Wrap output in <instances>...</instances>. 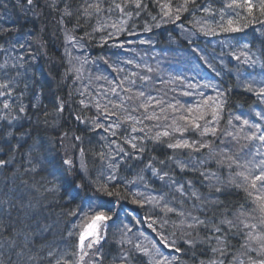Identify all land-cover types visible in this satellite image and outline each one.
Returning a JSON list of instances; mask_svg holds the SVG:
<instances>
[{
    "label": "snow or ice",
    "instance_id": "6c2138e0",
    "mask_svg": "<svg viewBox=\"0 0 264 264\" xmlns=\"http://www.w3.org/2000/svg\"><path fill=\"white\" fill-rule=\"evenodd\" d=\"M151 3L156 15L149 11V0H79L76 5L71 0H0V264H180L179 257L162 250L168 248L189 255L192 264H264V79L257 80L254 71L259 67L264 76V0H222L219 9L207 0ZM10 11L19 17L13 19ZM46 12L57 14L66 44L80 53L72 56L65 48L68 66L61 82L70 79L71 89L67 97L54 95L51 109L32 87L38 61L48 55L44 29L25 31L26 23ZM142 14L148 19L137 32L129 21ZM184 14L191 18L190 27H178L189 44L196 35L224 34L229 41L228 51L211 60L205 49L193 48L196 63L189 71L206 66L219 77L225 56L236 61L237 86L258 101L252 111L233 113L232 89L219 83L193 85L179 74L165 80L158 75L159 61L153 68L142 67L135 55L121 58L132 51L125 45L134 41H120V35L139 37L176 24ZM85 26L91 30L77 36ZM97 33H102L99 47L114 41L111 46L120 51L98 60L85 55ZM257 41L260 47L253 51ZM139 43L152 48L155 42ZM100 63L111 75L100 72ZM90 64L100 74L93 77L86 69ZM157 81L175 82L180 95L201 100L182 102L176 88L169 97ZM200 87L215 96L192 91ZM73 96L79 97L76 109ZM66 108L83 135L63 130ZM93 134L99 144L95 151L84 146L92 144ZM157 149L172 154L161 159L152 154ZM89 154L98 168H89ZM233 193H243L244 203L234 204ZM125 204L160 211L159 220L135 221L147 223L159 242L144 243L143 234L133 232L135 225L124 223ZM169 214L177 220L166 235ZM110 228L116 229L112 236Z\"/></svg>",
    "mask_w": 264,
    "mask_h": 264
},
{
    "label": "trees",
    "instance_id": "16d2710c",
    "mask_svg": "<svg viewBox=\"0 0 264 264\" xmlns=\"http://www.w3.org/2000/svg\"><path fill=\"white\" fill-rule=\"evenodd\" d=\"M78 2L77 0H73L72 2L74 4H76V2ZM149 2H151V0H149ZM149 11H158V9L153 6V5H149ZM131 22H135V23H142L138 25L139 30L137 32L141 31V28L143 26V22L141 20H135V21H131ZM73 22H68L67 24H70ZM83 23V21L81 22ZM257 28H259V25H256ZM181 32V31H180ZM248 32L251 33L252 29H248ZM143 34V33H141ZM157 34L155 33V36ZM254 35L259 36V32L255 33ZM82 36V35H80ZM184 36V35H183ZM185 37V36H184ZM121 38V37H119ZM163 38V41L168 42V44L166 43V49L165 48H161L158 50H155L150 56L149 59H145V61H142V67L143 64H149L151 65L153 68H155L157 66V61H159V67H160V71H163L165 74L159 72L158 74H162L161 77H163L165 80H170L171 76H175L177 74L182 75L187 77V82L192 83L193 85H203L204 83L207 82V78L215 76L214 72H212L211 69L205 67H200L199 70H193V71H189L190 68H193L194 64L196 63V59H193V57H190V55H188L189 51L188 49H185L182 45V43L180 41L176 42V43H181L182 48L178 47L177 45L175 46L172 42L168 41L164 36H161L159 39ZM252 37L250 36L249 39H251ZM190 39H192V37H190ZM196 40H198L197 38H195ZM97 40V38H96ZM177 39H175L176 41ZM94 41V40H91ZM174 41V40H173ZM201 41V40H198ZM231 43L235 44V41H230ZM229 43L228 40L223 42V49L227 52L228 49L225 47V45ZM208 46V45H207ZM260 47L259 42L257 41L253 47V51H255L256 49H258ZM176 48L177 53H180L183 55V58L177 57L176 55V60H175V56H174V51L173 49ZM207 51V53L209 54V56L212 58L213 56V51L212 49H210L209 47H206L205 49ZM111 54V53H109ZM135 54V53H134ZM128 56L130 58V54L128 53ZM127 56V57H128ZM109 57V56H107ZM137 58H140L141 56H136ZM153 57H155V59H153ZM113 58V57H112ZM189 61H192V63H189ZM40 65L38 64V69L34 70L36 73V78H35V82H33L32 87L38 91V89H43L44 90V94L41 96V103L48 107L49 109L52 108V104H51V98L54 95H59L61 97H67L68 95V91L71 89V80L69 79L67 84H63L61 82V78L65 72V69H60V68H56L55 66L57 65L56 62H48L47 60L42 61L40 60ZM225 65H227L229 67V69H231L232 73L227 74L228 77L225 81L224 84L221 85L223 86V88H231L232 89V94L229 97V108L230 110L235 113L237 110L243 108V109H249L253 106V103L258 102L252 94L244 92L242 88L238 87V80L236 79V73H235V65L237 64L236 61L233 60H229V58H225ZM102 67H105L104 65ZM132 70L134 68H132V66H129ZM216 67V66H214ZM106 68V67H105ZM137 71H141L142 69H136ZM44 72H48L49 75L48 77H45L43 74ZM241 71L243 72H249V71H253L252 69H244L242 68ZM255 78L257 80L260 79H264V76H261V69L259 67H257L255 70ZM170 74L171 76L169 77L166 74ZM110 73L107 71L105 73V75H109ZM151 75L156 76L157 73H152ZM40 79L46 81L47 86H44L43 84H41L39 81ZM139 83V82H138ZM157 88L163 90L164 92H167L168 96L171 97L173 95V93L170 91V89L172 88H176L177 91L175 93V95L177 96V98H179L182 102H186L184 100V96L180 95V91H181V87L180 85H178L177 83L173 82L170 84H160L159 81H157ZM184 91H187V87L186 85L183 88ZM209 91L211 89H208ZM192 91L195 93L197 91H200V89L197 88H193ZM207 95V93H205ZM32 95V90L29 89L28 91V95H26V98L28 96ZM199 96V95H198ZM189 97V96H188ZM25 98V99H26ZM79 97L77 96H73L72 98V104L71 107L73 109H76L79 107L77 101H78ZM29 101V100H28ZM190 103V102H187ZM89 116L93 115L94 113L91 111H88L87 113ZM26 123V122H25ZM62 125H63V130L69 132V134L71 135L72 132H76L79 135H83L82 132L79 131V128L81 127L80 125H78V123L72 118V116L69 114L68 109L66 108V111L64 113V119L61 121ZM50 135H52L53 137H55L56 133H50ZM85 148H92L94 151L99 149V144L96 143V138L93 134V139H92V144L89 145L87 142L85 143ZM155 156H158L161 159H164L167 155H171L172 152L171 150H167V149H157L156 151H154L152 153ZM186 159L187 157H181ZM87 163L90 169L92 168H98L99 165L96 163V161L94 160V158L89 154L87 157ZM140 167H143V165H140ZM215 170V169H213ZM125 175H128L129 178H131V176L128 173H125ZM177 175H179V173H177ZM191 178V177H189ZM152 188H158L159 185L158 184H152L151 185ZM229 199L234 203V204H240V203H244V195L243 193H233ZM187 206V205H186ZM71 207H76V205H72ZM125 208L128 210L129 215L127 217L124 216L123 213H121V218L123 219L124 223L126 224H130V225H135L133 227V232L137 233V235H140V233L143 234L142 239L144 241V243H149L150 241H157L159 242V237L156 235L155 232H153V230L151 228H148L147 223H141V224H135V221L140 219L141 217H153L157 220H159L161 218V213L158 209H153L151 208V206L149 205H145L144 207H139L137 205H131V204H125ZM134 209V211H133ZM59 211V210H57ZM168 219L170 220V224L167 227V229L165 230V234L167 235L168 232L173 231L174 229L171 227V221H176L177 218L174 215L169 214ZM150 222V221H149ZM137 229H139V232H137ZM109 235L112 236L113 233L116 232L115 228H110L109 230ZM131 235V234H130ZM183 248V245H179ZM165 254H169L171 253L172 255H175L177 257H179V262L180 264H192L191 258L189 255L182 253H175L173 249L168 248V249H162Z\"/></svg>",
    "mask_w": 264,
    "mask_h": 264
},
{
    "label": "bare ground",
    "instance_id": "6f19581e",
    "mask_svg": "<svg viewBox=\"0 0 264 264\" xmlns=\"http://www.w3.org/2000/svg\"><path fill=\"white\" fill-rule=\"evenodd\" d=\"M73 0H71L72 2ZM79 3V0H77ZM198 4H204L206 2V0H197ZM207 2L211 3L212 6L216 9H219L223 6L222 4V0H207ZM73 5H76L72 2ZM149 5H153L151 2H149ZM152 13V15H156L157 11H150ZM9 15L13 17V19H16L19 17V13H15L13 14L11 11L9 12ZM204 15L203 13H197V16L200 17ZM113 18H117V15L114 13L112 16ZM148 19V17L146 16V14H142L141 17L137 20H141L142 22L144 20ZM191 18L187 15L184 14V16L181 17L180 21H177L176 24H167L164 25L161 28L158 29H153V32L151 33H143L141 34L139 37L137 36H130V37H126L125 35H120L121 38H119L120 41H125V40H132L134 41V43L128 45L126 44L125 47L126 48H131L132 51L131 52H125L121 58H125L128 56V53L130 54V57H132L133 55L135 56H141L140 58H137V63H141L142 61L144 62L145 59H149V56L158 49L161 48H165L166 47V43L168 44V42L163 41V38L159 39L161 36H164L168 41L172 42L175 46L177 45L178 47L182 48L181 43L183 45V47L185 49H188V55H190V57H193V59H196L195 56L192 55V49L195 47H199V48H203L206 49V47H209L210 49H212L213 54H215L216 56H219L221 54L222 51L226 52L223 49V42L228 40L226 39V36L224 34L218 35V36H203V35H196L192 37V44H189L188 41L185 39V37L181 34V29L178 27L179 24H184L186 27H190L189 25V20ZM58 16L55 12H46L44 17H41L40 19L35 20L34 23L29 22L26 23L25 25V31L29 30V29H36L39 30L41 28L44 29V39L47 41V57H41L38 61V64L40 65V60L45 61L47 60L48 62H56L57 65L55 66L57 69L60 68L65 69L68 66V62H67V58L65 56V48L68 47V50L72 53V56H79V52L77 51H73L70 45L66 44V41L64 39V35L62 33V31L59 29L58 27ZM82 22V21H81ZM65 23L67 24V21H65ZM135 22H131L129 21V25H132ZM73 23L67 24L68 28L72 27ZM142 24L140 23H135L136 26V30L138 31V25ZM90 26H85V29L83 30H78L75 34L77 36L83 35L84 31H90ZM155 33L157 34L155 36ZM102 35V33H97L96 34V39H94V41H89L86 44L85 47V55H87L88 57H90L91 59H99V57H107V56H111V54L109 53H113V52H119L120 50L118 48H114L111 45L114 43V41H109L108 44L104 45V47H99L98 43H99V37ZM151 38L152 41H154V47L150 48L149 45H141L139 43L140 39H148ZM195 38H197L198 41ZM175 39H177L175 41ZM174 40V41H173ZM180 41L181 43H176ZM208 45V46H207ZM166 49V48H165ZM173 49V48H172ZM174 51V56H175V60H176V55L177 57L183 58V55L180 53H177L176 48L173 49ZM205 52L207 53V51L205 50ZM135 53V54H134ZM208 54V53H207ZM209 56V54H208ZM129 57V56H128ZM225 58H227V56H225ZM224 58V59H225ZM112 59H115V57H113ZM209 59L211 60L212 58L209 56ZM103 63L99 64V69L100 72H103V74H105L107 72V69L105 67H102ZM214 66H216V68L219 70L221 69V65L219 64L218 61L214 62ZM128 68H130L128 66ZM86 69L89 73L92 74V76L94 77L95 75L100 74V72H97V66L96 65H87ZM232 69V68H231ZM135 71H137L136 69H133ZM229 67L227 65L224 64V70L221 73V76L216 77V76H212L207 78V82L211 81L212 83H219L220 85L224 84L225 79H227L228 75L232 72H229ZM161 73L165 74L163 71H160ZM158 74L159 76H162V74ZM45 77H48L49 73L48 72H44L43 74ZM169 77L171 76L169 73L166 74ZM215 75V74H214ZM172 77V76H171ZM41 84H43L44 86H47L46 81L40 79L39 81ZM100 83L97 82L93 79L92 83ZM223 83V84H222ZM223 87V86H221ZM200 91H204L205 93H207L208 96H215V92L211 89L210 91L208 89H204L202 87L199 88ZM38 92L41 94V96L44 94V90L43 89H38ZM26 95H28V92L26 93ZM254 97V96H253ZM31 98V96H28L25 99V103H28V100ZM255 98V97H254ZM256 99V98H255ZM184 100L186 102H190V103H196L199 102L201 100V97L198 95H192V96H184ZM211 103V102H210ZM253 103V106L249 109H239L237 110L235 113H239L241 111L243 112H249L252 111L255 108V105L257 104Z\"/></svg>",
    "mask_w": 264,
    "mask_h": 264
},
{
    "label": "rangeland",
    "instance_id": "374dc122",
    "mask_svg": "<svg viewBox=\"0 0 264 264\" xmlns=\"http://www.w3.org/2000/svg\"><path fill=\"white\" fill-rule=\"evenodd\" d=\"M116 19H117V18H113V20H116ZM79 55H80V54H79ZM109 75H111V74H109ZM92 86H93V87H98V83H96V82H95V83H92Z\"/></svg>",
    "mask_w": 264,
    "mask_h": 264
}]
</instances>
